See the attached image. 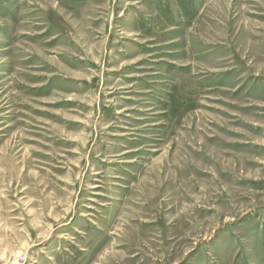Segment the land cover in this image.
<instances>
[{
	"label": "rangeland",
	"instance_id": "obj_1",
	"mask_svg": "<svg viewBox=\"0 0 264 264\" xmlns=\"http://www.w3.org/2000/svg\"><path fill=\"white\" fill-rule=\"evenodd\" d=\"M0 264H264V0H0Z\"/></svg>",
	"mask_w": 264,
	"mask_h": 264
}]
</instances>
